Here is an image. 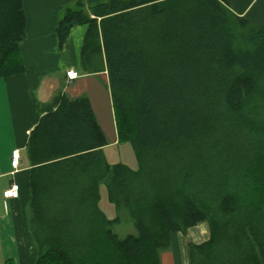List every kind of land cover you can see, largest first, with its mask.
Instances as JSON below:
<instances>
[{
  "label": "trees",
  "instance_id": "trees-1",
  "mask_svg": "<svg viewBox=\"0 0 264 264\" xmlns=\"http://www.w3.org/2000/svg\"><path fill=\"white\" fill-rule=\"evenodd\" d=\"M25 22L23 0H0V77L23 70ZM76 25L80 69L106 70L118 142L139 166L107 163L86 97L55 96L26 143L34 264H161L171 233L201 222L209 237L188 244V264H264V22L228 0H75L58 50ZM123 216L135 234L114 231Z\"/></svg>",
  "mask_w": 264,
  "mask_h": 264
},
{
  "label": "crops",
  "instance_id": "crops-1",
  "mask_svg": "<svg viewBox=\"0 0 264 264\" xmlns=\"http://www.w3.org/2000/svg\"><path fill=\"white\" fill-rule=\"evenodd\" d=\"M73 1L23 0L26 18L25 37L20 43L23 70L7 78L0 77V264L7 259L14 264H34L36 247L29 226L31 166L26 143L41 115L55 108V96L86 97L99 124L102 111L108 107L113 111L108 86L101 77L97 79L100 75L106 77V70L82 73L80 69L86 25L72 27L63 48L57 49L55 27L64 8ZM82 1L87 5L97 0ZM228 6L254 26L264 22V0H228ZM69 69L77 71L78 77L68 80ZM16 148L20 164L14 170L10 157ZM12 183L18 185V196L5 198L2 193ZM208 237L205 222L184 233L172 232L169 247L160 253L161 264H188V244L204 242Z\"/></svg>",
  "mask_w": 264,
  "mask_h": 264
},
{
  "label": "rangeland",
  "instance_id": "rangeland-1",
  "mask_svg": "<svg viewBox=\"0 0 264 264\" xmlns=\"http://www.w3.org/2000/svg\"><path fill=\"white\" fill-rule=\"evenodd\" d=\"M94 77L97 78V76ZM98 77L97 79L101 77V80L103 79L106 83L103 75ZM99 122L106 139V144L103 146V153L107 163L110 165L123 163L133 170L138 169L139 164L132 144L129 141L118 142L112 108L108 107L107 110L101 112ZM99 208L108 218H113L118 215L116 206L108 198L107 188L104 182H101L99 185ZM114 231L119 237L136 233L132 220L126 216H123L121 222L114 226Z\"/></svg>",
  "mask_w": 264,
  "mask_h": 264
},
{
  "label": "built area",
  "instance_id": "built-area-1",
  "mask_svg": "<svg viewBox=\"0 0 264 264\" xmlns=\"http://www.w3.org/2000/svg\"><path fill=\"white\" fill-rule=\"evenodd\" d=\"M78 75H79L78 72L73 69H69L66 71V76L68 80H73L77 78ZM19 164H20L19 149L16 148L11 151L10 165L12 169L15 170L19 167ZM18 189H19L18 185L16 183H12L11 186L5 189L2 194L5 198H16L19 193Z\"/></svg>",
  "mask_w": 264,
  "mask_h": 264
}]
</instances>
